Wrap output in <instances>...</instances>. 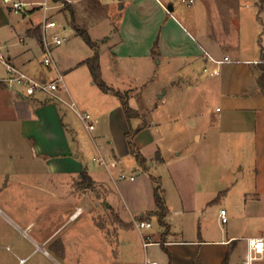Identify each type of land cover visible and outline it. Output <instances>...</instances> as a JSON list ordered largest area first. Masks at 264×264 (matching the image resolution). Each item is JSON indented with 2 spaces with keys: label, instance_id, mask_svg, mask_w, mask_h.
Wrapping results in <instances>:
<instances>
[{
  "label": "rangeland",
  "instance_id": "rangeland-1",
  "mask_svg": "<svg viewBox=\"0 0 264 264\" xmlns=\"http://www.w3.org/2000/svg\"><path fill=\"white\" fill-rule=\"evenodd\" d=\"M25 1L33 2V5H29L28 12L23 14L12 11L3 0H0V48L3 55L8 57L9 54L13 55L27 48L20 43L19 34L30 25L31 20L37 22L46 16H48V20H56L59 26L58 32L65 37V41L62 45L54 44L52 46L53 50H56H54V55L58 61L59 69L66 74V85L82 99L84 104L97 106V111L104 113L107 111V107L104 109L96 95L92 94L94 90L100 92V89L96 84H91V75L87 65H80L70 70V67L77 61L84 60L94 54L93 49L83 38L76 35L73 26L86 30L80 20L83 17L87 19V25L94 24L89 31H91L92 39L93 37L99 39L98 41L93 39L98 47L102 43L100 56L103 78L108 84L118 83V89L129 91L131 106L143 111L144 115L141 120L136 121V124L140 125L147 121L154 124V129L150 134L157 137V143L145 149L156 148L158 150L160 148L162 155L169 161L168 164H164L156 163L153 160L156 164L150 166L149 171L155 176H162L165 184L163 187H166L169 192L168 202L172 210L168 219L170 223L172 221L174 230L177 231L171 239L190 241L202 231L208 240H222L235 234L241 240L240 244H243L247 236H264V199L253 201V194H247L254 189L253 158L242 155L239 149V139L236 138L239 135L231 137L218 126L214 128L216 122L211 118L214 111H210L211 105L214 104V98H209L207 102V98H205L207 93L204 94L201 86L194 84V75L199 76V72L193 74L191 71V76H188L186 70L179 69L178 61L162 60L160 62V57H155L145 65L141 64L138 59L132 61V59L121 58L120 62L125 65V71L121 74L120 79H116L114 71L116 61L107 46L110 36L107 30L109 28L108 15L112 16L111 11L115 9V4L118 5L120 0H100L105 4L106 11L103 13L100 10L97 14H92L90 8L85 7L84 1L72 0L71 5L74 7L76 5L77 8L75 22L72 23H70V12L64 9L62 3H53L48 0L50 8L45 13L40 6L44 0ZM254 5L256 9L261 10L258 4L254 3ZM260 12L259 16L262 28H264V9ZM262 34L264 39V32ZM28 46H32L36 53L33 67L36 71L44 72L45 68L40 64L42 54H40L35 41L30 40ZM149 67H152L151 73ZM187 68L189 69V66ZM5 71V64L0 61V78L5 75ZM183 77L186 81H183ZM41 95L48 100L56 99L51 95ZM90 95L92 96L90 97ZM6 105L4 102L0 103V186L8 183L9 193L6 197L17 203L23 195L17 180L19 178L33 180L34 178L32 173H28L26 178V174L23 175L20 170L23 167L39 166L41 161H21L19 154L26 152L29 146L22 137L20 123L14 120L11 107L9 109ZM98 119L96 129L90 131L74 111L68 112L65 121H72L77 136L75 137L71 132L67 134L68 143L64 139L59 142L61 147L64 146L65 151L68 149V145L73 154L79 153V159L90 168L95 176L96 174L100 176L104 170L113 168H108L100 163L104 166L102 167L95 160V157L103 156L108 162H111L110 143L114 141V137L107 132L105 123L107 114L106 116L99 115ZM197 134H201L200 139L197 138ZM145 136H147L146 133ZM155 153L156 150L154 155ZM178 153H181L180 158L184 159L183 164L187 166L184 168L190 172L187 177L190 182L187 190L189 194L194 193L193 182L195 179L192 175V170L195 169L194 158H199L205 171L208 166L214 168L210 179V191H214V198L217 200L207 205L204 214L196 215L195 211L182 216L181 213L175 212L182 206L170 177L169 164L173 163L177 166L175 162L178 160ZM160 156L158 153L154 159L158 160ZM119 158L121 160L119 167L126 178L119 179L118 186L111 179L109 193L106 189L95 184L89 188L81 186L79 183L81 177L75 173L56 172L54 174L57 196H67L71 192L73 203L68 205L57 200L55 223L57 228L60 227L58 232L61 233L54 241L55 250L49 255L45 253L46 257L43 256L44 252L40 254L33 252L37 255L31 258L27 264H144L146 257L157 259L162 264H168L170 256L161 245L145 243L157 240L164 243L166 239H169L170 229L166 230L161 226L157 218L152 221L147 220L151 222L150 226L140 227V213L133 211L135 203L134 180L129 177L130 175H134L135 178L139 177L145 171L138 167L135 156L131 153ZM25 159L30 160L27 157ZM241 168L245 171L243 177L238 175ZM8 175L10 179L7 181L6 176ZM27 191L26 194H28ZM218 197L220 198L218 199ZM106 200L119 205V214L110 211ZM221 208L226 210L228 216L226 223H222L219 217ZM77 216L78 218H76ZM146 219L150 220V218ZM12 234L16 235L17 232L13 231ZM0 241L3 242L4 239ZM65 243L67 244L65 245ZM11 246L14 252L0 247V264H15L18 261L15 247ZM169 248L174 251L177 261L189 264L199 263L202 256L210 264H220L227 252V246L217 242L205 245L184 242V244ZM231 257L233 264L238 262V250L231 252ZM240 260L242 264V258ZM255 264H264V256Z\"/></svg>",
  "mask_w": 264,
  "mask_h": 264
},
{
  "label": "crops",
  "instance_id": "crops-1",
  "mask_svg": "<svg viewBox=\"0 0 264 264\" xmlns=\"http://www.w3.org/2000/svg\"><path fill=\"white\" fill-rule=\"evenodd\" d=\"M81 1L85 2V7H89L92 14H97L100 10L103 13L106 11L105 4L100 0ZM185 1L187 3H184ZM260 1L120 0L118 5L115 4V9L111 11L112 16L108 15L109 28L107 30L110 33L107 46L116 61L114 69L116 79H120L122 77L121 74L125 71V65L120 62L121 58L132 59V61L138 59L141 64L145 65L146 62L155 59V57H160V62L162 60L167 62L178 61L179 69L186 70L188 76H191V71L193 74L195 72L200 73L199 76L194 75V84L201 86L204 94L207 93V97H205L207 102L209 98H214V104L210 107V111H214L211 115L212 121L216 122L214 128L218 126L219 129L224 130V133L231 137L239 135L236 138L239 139V149L242 155L253 158L254 189L252 192L247 193L248 195L253 194V201L255 199L259 201L264 199V86L259 82V77L263 71L262 68H264V39L262 36L264 28H262L259 16L260 11L264 9V0ZM70 2L73 3L72 0ZM254 3L260 6V11L255 8ZM168 7H172V10L170 11ZM72 13L73 15L70 12V23L75 22L76 5L75 7L72 6ZM43 20V17L37 22L31 20L30 25L19 34L20 43L27 48L19 53L9 54L7 59L38 79H50L53 77L54 72L42 64L44 55ZM80 20L83 27L91 35L89 30L94 24L87 25V19L84 17L80 18ZM58 27L50 29L49 33H59ZM76 35H78L77 32ZM62 37L65 41V37ZM93 39L95 41L99 40L94 37ZM30 40L35 41L40 54H42L40 64L45 68L44 72L36 71L35 67H33L36 53L32 46H28ZM156 42L158 45L154 49ZM101 44H99V53ZM210 57L222 62L217 63ZM225 58L228 59L226 60ZM82 61H77L70 67V70L84 65L81 64ZM187 66H189V69ZM205 68L207 71H205ZM214 70L218 71V73L213 74ZM149 72H152V67H149ZM64 75L66 76L65 72ZM183 81H186L184 77ZM91 84H96L92 76ZM117 84L109 85L116 90H121L118 89ZM66 88L65 91L61 92L62 97L67 100H75L81 110L92 114L95 128L93 130L89 129L90 131L96 129V121L99 115L106 116L107 114L108 122L105 121L107 132L114 137V141L110 143L111 159L130 154L126 137L130 124L119 98L112 92L105 93L101 91L100 88V92L99 90H94L92 94L96 95L97 100L102 103L104 109L107 107V111L101 113L97 111V106L84 104L82 99L72 92L68 86ZM1 102L6 103V107H9V109L11 107L10 110L13 112V117H15L14 120L20 123L22 137L29 146V151L26 150V152L19 154L21 161H41L39 166H32V168L23 167L20 170L23 175L26 174V178L28 173H32L34 178L33 180L25 178L17 180L19 189L23 191L22 198L17 203L10 201L6 197L9 193L8 183L0 186V240L4 239L3 242L0 241V247L14 252L11 246L13 245L18 257V261L15 264H27L31 258L37 255L33 254V252H38V254L44 252L43 256H45V253L49 255L50 252L55 250L54 241L57 235L61 233L58 232L60 227L57 228L55 223L57 200L68 205L73 203L71 192L67 196H57L54 179L56 172L75 173V175L81 177V171L85 170L93 178L95 185L106 189L109 193L111 179L118 186L119 175L123 171L120 167L106 169L102 174L100 173V176L96 174V178L90 168L79 159V153L73 154L68 145L66 151L63 149L64 146H60V140L64 139L68 143L67 134L72 132L75 137L77 136L72 121H65L68 117V112H73L74 110L64 102L57 99H45L41 94L31 97L25 96L17 90L10 89L6 83L0 81ZM137 110L141 113V117L131 120L133 128L139 126L136 121L141 120L144 116L143 111ZM153 126L154 124L151 121H147L146 125L134 137L139 150L148 160L149 170L150 166L156 163L168 164L169 162L162 155L160 148L158 150L156 148L152 150L149 148L145 149L157 143V137L150 134L154 129ZM145 133L147 136H145ZM196 136L200 139L201 134ZM94 138L96 137L94 136ZM147 143L148 145H146ZM155 150V155L158 153L161 155L158 160L154 159ZM177 155L178 160L175 162L177 166L173 163L169 164L170 177L182 206L175 212L181 213L182 216L195 211L196 215L204 214L207 205L217 200L214 198V191H210V179L214 173V168L208 166L205 171V167L199 158H194L195 169L192 170V175L195 179L193 182L194 193L189 194L187 190L190 182L187 177L190 172L184 168L187 166L183 164L184 159L180 158L181 153ZM25 157L30 158V160L25 159ZM97 164L102 166L100 163ZM149 170L136 178L133 175L135 196L133 211L139 212V217L144 216L145 212L156 208L154 182L151 178L152 175H155L151 174ZM238 175L241 177L245 175L243 168L239 169ZM156 177L161 178L163 187L165 184L162 176ZM6 178L8 181L10 179L9 175ZM27 190L30 191L28 192ZM163 190L169 209L166 217V222L170 226L169 239H166L163 243L170 256L168 264H189L184 261H177L174 257V251L169 248L170 246L184 244V242L195 245L222 243L227 246L225 257L229 254L228 264H233L231 252L237 250L239 252V260L235 264H241L240 258L244 261L248 250V238L252 236H247L243 244H240L241 240L235 234L222 240H208L204 237V232L202 233V231L198 233L195 239L190 241L171 239L177 231L174 230L172 221L170 223L168 219V215L171 214L172 210L168 202V189L163 187ZM26 191L28 194H26ZM106 205L110 206V211L119 214L118 204L106 200ZM154 218L156 217L152 216L150 220H144L152 221ZM13 231H16L17 234L13 235ZM148 243L161 245L162 242L157 240L149 241ZM21 259H24V261H21ZM224 259L220 264H223ZM199 260L197 264H210L206 259H203V256ZM159 263L162 264L160 261Z\"/></svg>",
  "mask_w": 264,
  "mask_h": 264
},
{
  "label": "built area",
  "instance_id": "built-area-1",
  "mask_svg": "<svg viewBox=\"0 0 264 264\" xmlns=\"http://www.w3.org/2000/svg\"><path fill=\"white\" fill-rule=\"evenodd\" d=\"M4 3L8 6L9 9L16 13L26 14L28 12L27 7L29 5H33V2H27L25 0H3ZM70 2V0H68ZM188 1V0H187ZM193 0H189L192 2ZM48 0H44L40 6L44 10L45 13L48 12L50 5ZM38 4V3H37ZM48 16L44 18L43 21V47H44V55L42 59V64L44 67L50 69L54 72V75L51 79H38L26 72L25 70L17 67L12 64L7 57H5L0 48V61L6 66V75L3 78H0L1 81H4L6 85L12 89L17 90L19 93L25 96H36L38 94H47L51 95L57 100L64 102L68 107L74 110L79 118L84 122L85 126L93 130L95 128L93 116L90 112L81 110L78 106L77 102L73 99L67 100L62 97L61 92L65 91L67 88L65 75L59 69L57 60L54 55L53 46L61 45L64 42V38L60 36L58 33L51 34L49 33L50 29L56 28L58 26L56 20H48ZM214 60L212 57H210ZM226 60L228 58H225ZM217 63L222 61L214 60ZM205 71L207 69L205 68ZM213 74L218 73V71L214 70ZM95 160L98 163L104 164L106 167H119L121 164V160L118 158L112 159L111 162H108L105 157L99 156L95 157ZM119 178H126V175L122 172L119 175ZM131 180H134V176L131 175L129 177ZM219 217L222 223H226L228 221V216L226 210L224 208L220 209ZM140 227L150 226L151 222L148 221H140ZM145 244H148L146 242ZM150 244V243H149ZM264 256V236H256L248 238V250L246 257L243 261V264H255L256 261L261 260ZM24 261V259H21ZM144 264H160L159 261L155 259H151L149 257L145 258Z\"/></svg>",
  "mask_w": 264,
  "mask_h": 264
},
{
  "label": "trees",
  "instance_id": "trees-1",
  "mask_svg": "<svg viewBox=\"0 0 264 264\" xmlns=\"http://www.w3.org/2000/svg\"><path fill=\"white\" fill-rule=\"evenodd\" d=\"M53 3H62L64 9H67L72 13V5L68 0H51ZM77 34L83 38V40L90 46L94 54L91 57H88L87 59L83 60L81 64L87 65L91 76L96 83V85L101 89V91L105 93L112 92L114 93L120 100L121 105L124 109L125 115L129 121L130 129L126 133L128 146L130 153L135 156L137 165L141 167L144 171H148V160L147 158L142 154V152L139 150L138 146L136 145L134 141L135 135L146 125V122H143L136 128H133L131 125V120L133 118H139L141 117V114L139 111L135 108H133L130 105L129 99V91H121L116 90L112 86H110L102 75V69H101V61H100V53H99V47L97 43L92 39L90 33L87 30L81 29L78 26H74ZM157 42L155 43L154 49L157 47ZM153 49V51H154ZM262 74L259 77V82L262 86H264V68H262ZM153 182H154V198L156 203V208L152 211L145 212L144 216H141L142 221L146 218H150L152 216H155L159 222V224L166 228V230L170 229L169 224L166 222V217L169 212V209L167 207L165 197H164V190L161 184V178L156 176H151ZM80 185L84 187H92L94 185L93 178L86 172L85 170L81 171V179H80ZM217 199V198H216ZM162 247L166 250L163 243H161ZM167 251V250H166ZM229 262V254L225 257L223 264H228ZM172 264V263H171Z\"/></svg>",
  "mask_w": 264,
  "mask_h": 264
},
{
  "label": "water",
  "instance_id": "water-1",
  "mask_svg": "<svg viewBox=\"0 0 264 264\" xmlns=\"http://www.w3.org/2000/svg\"><path fill=\"white\" fill-rule=\"evenodd\" d=\"M168 9L171 11L172 10V7H168Z\"/></svg>",
  "mask_w": 264,
  "mask_h": 264
}]
</instances>
